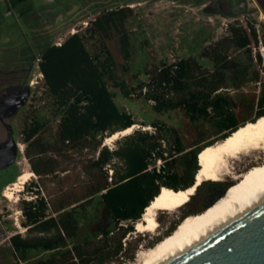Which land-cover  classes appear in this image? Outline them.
I'll return each instance as SVG.
<instances>
[{
    "label": "rangeland",
    "instance_id": "1",
    "mask_svg": "<svg viewBox=\"0 0 264 264\" xmlns=\"http://www.w3.org/2000/svg\"><path fill=\"white\" fill-rule=\"evenodd\" d=\"M241 2H245L258 21H251L258 32V44L252 39L248 19L230 16L234 7ZM28 3L32 7L25 3L10 7L7 0H0V92H4L6 86H10V81L18 76L26 78L32 88L27 105L5 119L13 130L19 150L15 162L0 171V264H25L14 256L9 238L15 233L25 234L26 228L21 224L24 221L22 202L25 197H35L28 181L33 179L32 185L40 186L43 195L52 204H57L63 196L72 200L86 194L92 174L98 172L90 165L98 152L91 149L68 152L65 157L58 156L59 170L56 173L39 175L33 170L30 157L36 160L37 154L32 147L29 152L26 151L27 143L22 133L25 124L33 116L49 121L45 136L51 141L58 122L53 97L38 65L41 49L46 44L62 42L73 32L85 34L86 28L92 25L94 18L101 12L129 6L131 14L125 24L131 42L129 59L125 60L122 55L117 32L114 31L111 38L108 34L105 38L118 63L120 77L130 85L147 80L148 72L165 62L189 59L192 65L187 78L188 90L204 86L210 90L217 88L215 92H226L230 96L243 92L249 99L253 95L259 97L264 91V46L261 42L264 12L254 0H30ZM231 26L236 28V32ZM100 42L101 35L87 34L86 45L91 52L98 49ZM245 42L248 44L244 45ZM234 73L237 75L234 76ZM244 81L246 83L240 89L234 87ZM188 90L171 93L170 97L178 100L185 97ZM112 91L115 92L118 106L134 117L135 127L131 134L137 130L152 131L151 122L155 120L175 127L190 142L202 134V137L199 136V146L219 141L224 133H218L204 121L191 123L181 109L158 113L153 109L152 102L144 98H125L118 89L112 88ZM259 107L256 105L255 110ZM129 135H122L108 143L106 138L110 135H106L101 146L114 150ZM6 137V127L0 121V139ZM168 138L171 140L172 136L168 134ZM244 154L238 155L240 160L233 159L232 171L238 172L237 175L250 172L247 163L251 158ZM159 164L157 161L156 165ZM106 169L109 176V171L116 169V166L107 165ZM25 172L32 173V176L24 188L15 192L13 198L5 196L4 192L11 190L18 181V175ZM16 173L15 181L3 187ZM248 179L225 175L220 181H204L187 204L173 211H159L157 231L139 232L136 223L134 230L122 239L123 250L107 264H145V260L140 258L142 250H149L170 236L186 215L212 208L241 191ZM78 223V236L69 239L70 243L83 238H97L103 229L114 226L111 213L99 195L94 197L85 214L78 218ZM117 232H120L119 229ZM46 254L32 251L30 256L33 260Z\"/></svg>",
    "mask_w": 264,
    "mask_h": 264
},
{
    "label": "trees",
    "instance_id": "2",
    "mask_svg": "<svg viewBox=\"0 0 264 264\" xmlns=\"http://www.w3.org/2000/svg\"><path fill=\"white\" fill-rule=\"evenodd\" d=\"M257 1L264 11V2ZM7 2L10 7L24 3L32 7L30 0ZM130 14L129 6L107 9L94 18L85 34L74 32L61 44L49 43L41 49L38 65L53 97L58 122L51 141L45 136L49 121L33 116L25 124L22 133L26 151L32 147L37 154L36 160L30 157L33 170L39 175L56 173L58 156L91 149L98 152L90 162L92 169L98 172L92 174L86 194L72 200L63 196L57 204L43 195L40 186L32 185L33 179L30 181L28 186L35 197H25L21 207L25 234L19 232L9 238L14 256L25 264H107L123 250L122 239L134 230L162 186L185 189L196 180L199 155L214 143L199 146L202 134L190 142L175 127L155 120L151 122L152 131L137 130L114 150L101 146L106 135L135 123L133 115L116 103L112 88L118 89L125 98L138 97L152 102L158 113L181 109L191 123L204 121L218 133L224 132L221 139L248 121L264 116V91L259 97L253 95L249 99L243 92L230 96L226 92H215L217 88L210 90L204 86L188 90L187 78L192 65L189 59L154 67L148 72L147 80L135 85L122 79L105 35L111 38L114 31L118 33L122 55L128 60L131 42L125 24ZM247 24L253 41L258 44L256 27L250 20ZM231 27L236 32V28ZM89 32L101 35L100 45L94 52L86 45ZM259 59L261 62L260 55ZM256 79L258 81V76ZM245 83L239 82L234 87L240 89ZM185 90H188L185 97L178 100L170 97L171 93ZM256 105L260 106L257 110ZM159 160L161 163L157 166ZM111 164L116 169L109 180L106 166ZM17 175L3 187L14 182ZM96 195L111 213L114 226L103 229L97 238L70 243L69 239L78 236V218L85 214ZM32 251L47 254L32 260Z\"/></svg>",
    "mask_w": 264,
    "mask_h": 264
},
{
    "label": "bare ground",
    "instance_id": "3",
    "mask_svg": "<svg viewBox=\"0 0 264 264\" xmlns=\"http://www.w3.org/2000/svg\"><path fill=\"white\" fill-rule=\"evenodd\" d=\"M134 127L132 125L114 132L106 138V142L131 134ZM242 152L245 153L244 156L251 158L247 163L250 165V172L237 175L238 172L232 171L233 159L240 160L238 155ZM262 163H264V116L248 121L227 138L206 147L199 155L200 168L196 174V183L178 190L163 186L160 193L145 208L141 219L137 221L136 230L152 233L157 231L159 211H173L184 206L195 194L199 184L206 180L220 181L225 175L238 179L247 177L249 179L245 187L212 208L186 215L170 236L149 250H142L140 258L145 260V264H163L238 217L264 204V165ZM260 164L262 167H252ZM31 176L30 172L18 176V181L13 184L11 190L4 192V195L8 198L15 197V192H20Z\"/></svg>",
    "mask_w": 264,
    "mask_h": 264
},
{
    "label": "water",
    "instance_id": "4",
    "mask_svg": "<svg viewBox=\"0 0 264 264\" xmlns=\"http://www.w3.org/2000/svg\"><path fill=\"white\" fill-rule=\"evenodd\" d=\"M233 11L231 17L242 16L252 22H258L247 9L245 2L234 7ZM261 25L264 29V22H261ZM261 42L264 46V34ZM23 104L24 101L7 99L0 105V109L11 107L9 113L12 114ZM18 150L19 145L14 137L0 143V171L15 162ZM195 183L196 180L192 185ZM163 264H264V204L238 217Z\"/></svg>",
    "mask_w": 264,
    "mask_h": 264
},
{
    "label": "flooded vegetation",
    "instance_id": "5",
    "mask_svg": "<svg viewBox=\"0 0 264 264\" xmlns=\"http://www.w3.org/2000/svg\"><path fill=\"white\" fill-rule=\"evenodd\" d=\"M18 77L19 78L15 79L16 81H10V86L7 85L4 92H0V105H3L7 99L11 101H24V104L18 107L16 112L12 114L9 113L12 110L11 107L8 109H0V121L4 123L7 134V137L4 140L0 139V143H4L11 137H14L13 130L11 126L5 121V119L10 118L23 109L27 105V102L29 101L32 94V88L29 86L28 80L26 78H21L20 76Z\"/></svg>",
    "mask_w": 264,
    "mask_h": 264
},
{
    "label": "built area",
    "instance_id": "6",
    "mask_svg": "<svg viewBox=\"0 0 264 264\" xmlns=\"http://www.w3.org/2000/svg\"><path fill=\"white\" fill-rule=\"evenodd\" d=\"M74 33V32H73ZM57 44H61V42H58ZM159 163H161V160H159ZM109 173H110V177H109V179H111V176H112V174H113V170L111 169L110 171H109ZM30 183V181H28V184Z\"/></svg>",
    "mask_w": 264,
    "mask_h": 264
},
{
    "label": "crops",
    "instance_id": "7",
    "mask_svg": "<svg viewBox=\"0 0 264 264\" xmlns=\"http://www.w3.org/2000/svg\"><path fill=\"white\" fill-rule=\"evenodd\" d=\"M256 3H257V5L260 7V9L263 11V9H262V7L260 6V4L258 3V1L257 0H254ZM263 2H264V0H262ZM264 12V11H263Z\"/></svg>",
    "mask_w": 264,
    "mask_h": 264
}]
</instances>
